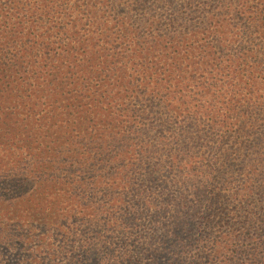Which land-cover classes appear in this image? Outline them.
Returning <instances> with one entry per match:
<instances>
[{"label":"trees","instance_id":"obj_1","mask_svg":"<svg viewBox=\"0 0 264 264\" xmlns=\"http://www.w3.org/2000/svg\"><path fill=\"white\" fill-rule=\"evenodd\" d=\"M0 181L42 264H264V0H0Z\"/></svg>","mask_w":264,"mask_h":264},{"label":"rangeland","instance_id":"obj_2","mask_svg":"<svg viewBox=\"0 0 264 264\" xmlns=\"http://www.w3.org/2000/svg\"><path fill=\"white\" fill-rule=\"evenodd\" d=\"M60 187L67 189V187L62 185ZM61 188L59 189L61 190ZM30 189L31 185L26 184L23 191L17 192L18 197L21 199H14L5 190V183L0 181V264H38L41 263L39 260L40 256L52 257L53 255L51 254L56 249H60V246L66 247L67 245H72V241L74 247H76L73 252H78L76 251L77 247H82V234L79 232L75 231V236L73 232H69L66 235L63 234L61 238L57 237L60 236V232H58L60 226L50 215L51 204L44 205L42 209H39V214H35L34 210H27L31 206H28L25 191ZM65 195L67 196L66 192ZM71 198L73 205L77 198L75 196ZM46 200L51 203V196L47 197ZM44 202H46L45 199ZM62 207L70 209L72 206L67 201H63L62 204H58V212H63ZM74 210L71 211L72 215L74 214ZM58 212H56V215H58ZM70 222H73V220ZM65 223L68 225V222ZM218 237L222 241L226 235L221 233L218 234ZM67 250H70V247ZM33 251L35 252V256L31 254ZM67 258H61L57 254L55 258L48 259L46 262L53 260L56 263L58 262V264H62ZM225 258V254L210 256L206 258L203 264H224Z\"/></svg>","mask_w":264,"mask_h":264}]
</instances>
